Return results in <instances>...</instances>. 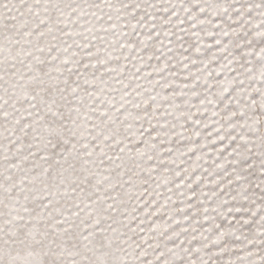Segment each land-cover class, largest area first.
Listing matches in <instances>:
<instances>
[{
    "label": "snow or ice",
    "instance_id": "obj_1",
    "mask_svg": "<svg viewBox=\"0 0 264 264\" xmlns=\"http://www.w3.org/2000/svg\"><path fill=\"white\" fill-rule=\"evenodd\" d=\"M0 264H264V0H0Z\"/></svg>",
    "mask_w": 264,
    "mask_h": 264
}]
</instances>
